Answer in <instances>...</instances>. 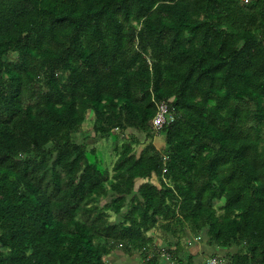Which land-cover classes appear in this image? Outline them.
Masks as SVG:
<instances>
[{
    "label": "trees",
    "instance_id": "1",
    "mask_svg": "<svg viewBox=\"0 0 264 264\" xmlns=\"http://www.w3.org/2000/svg\"><path fill=\"white\" fill-rule=\"evenodd\" d=\"M89 112L130 139L111 169L72 139ZM156 227L264 264V0H0V264H160Z\"/></svg>",
    "mask_w": 264,
    "mask_h": 264
},
{
    "label": "rangeland",
    "instance_id": "2",
    "mask_svg": "<svg viewBox=\"0 0 264 264\" xmlns=\"http://www.w3.org/2000/svg\"><path fill=\"white\" fill-rule=\"evenodd\" d=\"M9 56L10 57H8L7 60H13L15 58L14 54H11ZM92 119V115L89 112L86 115V119L82 125L81 130L77 134H74L72 136V139L76 143L85 142L87 150H90L93 147L99 154L103 166L108 169H111L118 155V151L115 152L114 148L116 147L117 149H120L121 145L123 143H128L130 139H123L125 140L123 141L122 136L124 135H122L120 132L116 133L115 140H113V138L109 136H95L91 129ZM149 132L153 133L152 139H150L145 132L143 133L131 129H128L123 134H125L124 138H127L126 135H128L130 136V138H132L133 136L138 140V144L133 145L135 153H139L142 147L150 141H152L153 145L158 150H162L164 148L163 135H159L157 132H154L151 127ZM137 182L139 183V181ZM109 202L110 199L108 197H105L97 200L95 203L100 209H102L104 205ZM214 204L218 206L219 204H221V202L219 203L215 201ZM125 210L126 208L124 207L120 214H113L110 212L109 220L111 222L122 221V216ZM149 234L153 235V246L147 247L148 254L153 255L159 251L160 256L163 255L160 257V263L163 264H186V262L189 260V257L192 256L191 253H194L195 248H198L200 246L202 248V252L193 258L192 264H204L202 262L205 261L206 258L203 256H214L221 263H226L230 255L235 253H243L245 251V246L243 244L239 246H232L230 248L212 249L206 245L207 243L204 238L194 237L190 235L182 239L180 252L177 254V256L171 257L167 255L166 249L167 246H170L171 248L173 247V242L175 241V239L168 233H164V231L161 230L159 227H156L155 229L150 231ZM141 258L142 257L140 256V251H133L130 255H128L125 254L121 249H116L112 251V253H110V255H108L105 260L108 264H141Z\"/></svg>",
    "mask_w": 264,
    "mask_h": 264
},
{
    "label": "built area",
    "instance_id": "3",
    "mask_svg": "<svg viewBox=\"0 0 264 264\" xmlns=\"http://www.w3.org/2000/svg\"><path fill=\"white\" fill-rule=\"evenodd\" d=\"M173 122V116L168 112L164 103L158 104L157 113L150 122L151 129L159 132L164 126ZM204 264H221L216 258H207Z\"/></svg>",
    "mask_w": 264,
    "mask_h": 264
},
{
    "label": "crops",
    "instance_id": "4",
    "mask_svg": "<svg viewBox=\"0 0 264 264\" xmlns=\"http://www.w3.org/2000/svg\"><path fill=\"white\" fill-rule=\"evenodd\" d=\"M92 115V114H91ZM92 118H93V115H92ZM199 245V244H198ZM197 245V246H198ZM202 252V248H201V246L200 247H198V248H195V252L194 253H191V255L192 256H190L189 258H192V260H191V262L193 261V258L196 256V255H198L199 253H201ZM163 256V255H162ZM199 257V256H198ZM203 257H205L206 259L207 258H209V256H203ZM205 259V260H206ZM161 262V261H160ZM205 261H203L202 263H204ZM141 264H142V258H141ZM160 264H163V263H160ZM186 264H189V262L187 261L186 262Z\"/></svg>",
    "mask_w": 264,
    "mask_h": 264
}]
</instances>
